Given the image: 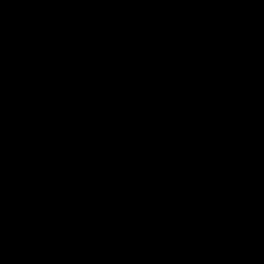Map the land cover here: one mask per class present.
<instances>
[{"label":"water","instance_id":"1","mask_svg":"<svg viewBox=\"0 0 264 264\" xmlns=\"http://www.w3.org/2000/svg\"><path fill=\"white\" fill-rule=\"evenodd\" d=\"M0 239L264 264V0H0Z\"/></svg>","mask_w":264,"mask_h":264}]
</instances>
